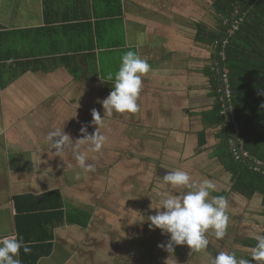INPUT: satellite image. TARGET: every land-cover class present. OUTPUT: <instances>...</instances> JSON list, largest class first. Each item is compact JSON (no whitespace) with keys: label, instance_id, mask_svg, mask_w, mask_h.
<instances>
[{"label":"crops","instance_id":"crops-1","mask_svg":"<svg viewBox=\"0 0 264 264\" xmlns=\"http://www.w3.org/2000/svg\"><path fill=\"white\" fill-rule=\"evenodd\" d=\"M131 3L130 0H0V31H8L4 36L8 43L0 42V54L5 47L7 53L0 58V98L4 96V101L0 99V198L8 197L7 201H11L9 208L0 200V234H18L30 246L39 245L38 252L47 251L34 263H26L33 250L25 254L21 249L18 256L21 264H108L115 255L108 248L114 243L113 232L108 236V230L103 232V228L99 235V226L104 224L97 221L96 205H87L80 195L75 199L66 196L67 184L83 192L81 187L85 183V188H89L87 196L96 197L99 172L96 170V174L88 177L85 170L79 179L73 176L61 180L59 175L66 169L59 168L58 173L56 166H62L59 162L64 161L65 149L57 152L46 137L60 129L61 121L54 120L53 115L62 110L54 114L55 105L63 108L68 104L74 108L84 101L94 102L96 98L102 101L110 94L111 83L102 79L119 69L122 55L129 50L150 65L149 72L142 77V96L138 97L144 114L153 109L156 115L162 113L158 111L166 109L162 103L174 94L177 98L182 91H178L174 81L177 66L170 50L178 30L163 22L157 23L158 33L149 31L151 17L146 16L144 2L139 1L138 6ZM38 102L41 108H48L44 119L34 109ZM149 128L156 130V126ZM43 162L54 166L46 169L49 178L46 175L42 178L35 169ZM35 181L45 188L40 189L37 184L35 192L29 191ZM103 186L104 182L99 183L98 189ZM55 189L64 202L63 208L68 209L62 220L53 217L48 222L46 217L51 225L42 226L44 218H41L40 223L36 221L29 226L24 219H16L14 195H38ZM45 211H50L49 207Z\"/></svg>","mask_w":264,"mask_h":264},{"label":"rangeland","instance_id":"rangeland-1","mask_svg":"<svg viewBox=\"0 0 264 264\" xmlns=\"http://www.w3.org/2000/svg\"><path fill=\"white\" fill-rule=\"evenodd\" d=\"M132 1L131 4L136 6L139 1L144 2L146 16L151 17L149 31L158 33L155 32L160 29L157 23L163 22L170 23L172 30H178L176 41H173L170 50L177 66L174 81L178 84V91L182 90V93H178L177 98L174 94L168 102H163L166 109H159V113H162L158 115L153 113L154 109L144 114L138 100L137 112L112 115L105 113L101 100L97 98V101H84L74 108L68 104L59 108L54 104V114L62 110L58 115H53L54 120L61 121L59 130L62 131L63 128L70 136L67 145L62 148L65 149L64 161L59 162L62 166H56L58 173H61L63 168L66 169L64 174L59 175L60 179L73 176L79 179L86 171L87 176L91 177L96 170L99 172L96 197L87 196L89 188H85V183L81 187L83 192L74 190V187L67 184L66 196L75 199V196L80 195L83 201H87V205H96L99 211L97 221L104 224L99 226V235L103 228V232L108 230V236H112L113 232L114 243L109 244L108 248L114 251L115 255L108 264H212L213 254L216 256L219 252H235L237 259L251 260L252 253L248 251L250 249L245 250L236 240L243 236L255 237L264 232V206L260 195H254L250 200L241 196H229L225 236L219 240L210 229L206 233L208 246L199 252L191 251L187 245H174V251L168 252L165 247L160 246L168 243V235L162 234L159 228H149L150 221L147 217L156 214L155 208L159 206L162 198L160 194L179 195L177 188H172L164 182L162 168L186 172L189 168L196 175L201 171V167L208 164V174L214 178L211 181L216 185V190L228 188V177L223 168L215 163L214 156L210 155L215 143L213 128L207 129V144L203 147V153H196V131L202 128L196 113L209 108L213 102L207 95V76L203 74V69L218 63V59L213 57L217 44H214V47L201 45L193 41V34L195 21L202 22L204 27L212 25L209 8L211 1L130 0ZM103 72H106V69ZM0 99L4 101V96ZM37 104L34 109L38 110V115H42L44 119L48 108H41L39 102ZM85 106L89 107L88 111L82 110ZM94 109L100 115L99 125L93 123ZM188 110L195 113L189 114ZM154 126L156 130H150L149 127ZM97 130L105 139L100 150L93 151L90 143L81 138H84L85 134L93 135ZM162 135V139L154 137ZM37 136L43 135L37 133ZM77 153L87 157L86 163L92 165L90 170L85 171L79 164L77 167L73 166L78 163L75 158ZM173 166L177 167L171 170ZM53 168L51 164L43 162L35 169H38L43 178L46 169ZM46 176L50 177L49 174ZM98 182H104L100 189ZM37 184L40 185L35 181L29 191L35 192ZM38 188L45 187L40 185ZM211 198L209 196V199ZM0 200L4 205L11 207V201H7L8 197H1ZM206 252L208 255L204 257L203 253ZM252 264L256 262L252 261Z\"/></svg>","mask_w":264,"mask_h":264},{"label":"trees","instance_id":"trees-1","mask_svg":"<svg viewBox=\"0 0 264 264\" xmlns=\"http://www.w3.org/2000/svg\"><path fill=\"white\" fill-rule=\"evenodd\" d=\"M210 1L212 25L204 27L202 22L195 21L193 41L204 46L214 47L228 22L240 9L242 10L236 23L226 30L222 37L219 44V57L221 68L225 74L228 105L231 109L239 144L249 159L264 165V0H251L250 2L247 0ZM6 32L8 31H0V40L2 39L0 42L8 43V39L4 37ZM5 52L6 47L3 54H0V58L7 56ZM213 57L217 58L215 52ZM203 74L207 76V95L213 99V102L209 108L196 113L202 124V128L196 131V153H203V147L207 144V129L213 128L215 143L210 155L214 156L215 163L223 168V172L228 177L226 183L228 188L212 191L210 196H224L228 201L231 195L241 196L247 200L253 198L254 195H260L264 206V169L251 165L236 152L225 119L218 64L213 63L206 66L203 69ZM188 113L194 114L195 112L192 113L188 110ZM154 137L164 138L163 135ZM209 166L205 164L196 175L189 168H187V172L196 182L204 179L213 180L214 178L208 174ZM176 167L173 166L171 170ZM162 169L163 175L170 171ZM177 189L179 195L187 191L184 188ZM13 201L16 219H24L29 226L36 221L40 223L41 218H44L40 223L42 226L50 224L48 222H52L53 217L62 220L66 211L63 208L64 202L60 193L56 189L38 195H14ZM46 207H49L50 211H45ZM42 209L45 212H41ZM236 241L245 250L250 249L248 250L250 253L253 252L257 243L251 236H243ZM38 248H40L39 245H31L32 255L28 256L29 259L26 263H34L37 257L47 253V251L38 252ZM213 257H215L214 254Z\"/></svg>","mask_w":264,"mask_h":264},{"label":"clouds","instance_id":"clouds-1","mask_svg":"<svg viewBox=\"0 0 264 264\" xmlns=\"http://www.w3.org/2000/svg\"><path fill=\"white\" fill-rule=\"evenodd\" d=\"M11 63V60L8 61ZM150 70V65L134 51H127L121 57L119 69L109 73L107 79L112 91L100 101L105 113H135L138 111L137 100L142 88V77ZM93 123L99 125L100 115L92 111ZM85 131V129H82ZM70 136L56 129L48 133L46 141L57 152L67 145ZM82 140H87L93 151H99L104 143V137L97 132L93 135L85 134ZM234 144V143H233ZM238 154V153H237ZM79 166L90 170L91 165L86 163L87 157L77 153L75 156ZM166 184L172 188L187 189L182 195H165L161 193V200L155 215H150L149 228H159L164 235H168V243L162 244L168 252L174 251V245H187L191 251L199 252L208 246L206 233L211 229L217 239L226 234L228 215V201L224 196H215L209 199L210 193L216 190V185L209 179L196 182L183 170L166 172L163 177ZM257 243L253 249L251 260L237 259L235 252H219L212 264H264V235L253 237ZM25 254L31 252L29 243H25L22 236L10 233L0 234V264H21L18 259L20 250Z\"/></svg>","mask_w":264,"mask_h":264},{"label":"water","instance_id":"water-1","mask_svg":"<svg viewBox=\"0 0 264 264\" xmlns=\"http://www.w3.org/2000/svg\"><path fill=\"white\" fill-rule=\"evenodd\" d=\"M251 0H247V2H250ZM241 9L232 17V20L230 22H228L225 30L222 32L220 38L217 41V49H216V53H217V59H218V72H219V76H220V88H221V98H222V103H223V107H224V113H225V119L226 122L229 126L230 129V133L232 136V140L234 143V146L236 148V152L238 153V155L243 158L244 160H246L248 163H250L251 165L257 167V168H262L264 169V165H262L260 162H256L254 160H251L247 157L246 153L243 152L240 144H239V139L236 135V130L234 127V123H233V117L231 114V109L228 105V91H227V86L225 84V74L223 72V69L221 68V63H220V57H219V44L222 40V37L225 33L226 30H228L232 25H234L239 17V15L241 14Z\"/></svg>","mask_w":264,"mask_h":264}]
</instances>
